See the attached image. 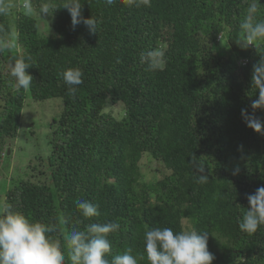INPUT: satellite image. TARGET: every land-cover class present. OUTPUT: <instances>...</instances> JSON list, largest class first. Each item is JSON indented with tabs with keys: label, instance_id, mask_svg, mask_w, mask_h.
Listing matches in <instances>:
<instances>
[{
	"label": "trees",
	"instance_id": "16d2710c",
	"mask_svg": "<svg viewBox=\"0 0 264 264\" xmlns=\"http://www.w3.org/2000/svg\"><path fill=\"white\" fill-rule=\"evenodd\" d=\"M45 2L57 8L52 16L39 15ZM22 3L0 16V38L12 19L19 33L10 53L0 55V153L8 145L14 152L11 141L29 126L22 121L27 99H57L50 106L59 113L49 125L46 157L29 161V168L44 166L37 169L42 178L10 177L0 200L55 225L49 235L60 242L66 264L65 232L109 221L120 224L108 237L109 261L131 248L144 255L138 264H149L147 230L194 227L209 233L212 264H264V226L252 234L239 228L247 197L264 186V128L253 131L241 116L245 109L264 122V89L253 82L264 39L250 41L240 25L252 4V22L264 20V0H81L96 33L83 23L73 28L63 0H33L31 16ZM42 18L49 35L41 34ZM17 54L29 58V89H18L11 76ZM75 67L83 83L71 94L62 73ZM146 153L169 172L142 181ZM199 169L207 183H199ZM80 200L98 205L100 215L83 217Z\"/></svg>",
	"mask_w": 264,
	"mask_h": 264
},
{
	"label": "clouds",
	"instance_id": "9594fccd",
	"mask_svg": "<svg viewBox=\"0 0 264 264\" xmlns=\"http://www.w3.org/2000/svg\"><path fill=\"white\" fill-rule=\"evenodd\" d=\"M150 4V0H143ZM112 5L115 0H105ZM25 16H31L34 12L33 0H23L21 5ZM68 10L71 17V25L75 28L83 23L90 32L96 33L97 21L91 16H82L81 0H63L62 7ZM56 7L51 2L43 3L39 8V15L47 17L53 15ZM257 6L252 4L249 8L250 15L240 25L248 39H264V20L253 23L252 14L256 13ZM11 14V6L0 0V16ZM0 31H4L0 29ZM19 33L13 27L0 38V55L10 53L16 46ZM150 55H160L159 52ZM26 57H11V76L15 78L18 89H29L33 77L26 69L30 68ZM155 67V66H153ZM83 73L80 68H68L62 73L64 83L69 86V92L75 94V86L83 83ZM253 82L264 89V58H261L253 66ZM259 102L253 104V108L259 107ZM241 116L247 127L260 133L264 128V122L254 115L241 110ZM199 183L208 182V177L203 169H199ZM236 168L233 174H237ZM218 195V194H216ZM215 198V196H214ZM249 208L244 212L239 228L241 231L252 234L261 226H264V186L256 189L254 194L247 197ZM77 208L85 218H93L100 215L98 205L87 200L76 202ZM60 224H66L61 217ZM120 224L115 221L105 223H91L83 230L72 229L66 231L64 239L67 241V259L71 264H138L144 255H133L131 248L122 254L114 256L109 261L106 256L111 251L112 244L109 235L119 230ZM55 225L29 219L25 214L15 210L6 200H0V264H66L65 252L61 249L59 241H53L50 233L56 231ZM207 232L198 231L194 227L191 230L174 232L170 227H156L144 233V254L149 264H212L214 255L208 250Z\"/></svg>",
	"mask_w": 264,
	"mask_h": 264
},
{
	"label": "rangeland",
	"instance_id": "374dc122",
	"mask_svg": "<svg viewBox=\"0 0 264 264\" xmlns=\"http://www.w3.org/2000/svg\"><path fill=\"white\" fill-rule=\"evenodd\" d=\"M21 1L22 0H5L13 10L19 7ZM20 10L23 12L22 8ZM42 20L43 21H39L41 34H51L52 28L48 21L43 18ZM11 26L12 28L15 27L13 19L11 20ZM221 39L222 35L219 34L217 41H221ZM15 51L16 50H13V52ZM18 56L19 55L17 54V57ZM56 102H58L57 99L45 102H33L31 99L26 100L22 121L28 123L29 126L22 125L19 131V136L11 141L14 152L11 153L8 145L5 151L3 150L0 153V189L5 187V185H10V177L15 179H20L25 176H34V179L42 178V176L38 174L37 169H42L44 166L40 164L35 170L29 168V161L33 160L34 162L32 164L36 165L37 159L35 156L40 154L41 157H46L49 151V125L55 115L59 113L57 112L59 106L56 105L55 107L54 105L53 108L50 104ZM6 153L9 155L5 157ZM140 169L142 172L141 180L147 182L159 179L163 174L169 172L163 164L154 161L151 156L147 155V153L140 161ZM12 180L14 181V179Z\"/></svg>",
	"mask_w": 264,
	"mask_h": 264
},
{
	"label": "water",
	"instance_id": "95a60500",
	"mask_svg": "<svg viewBox=\"0 0 264 264\" xmlns=\"http://www.w3.org/2000/svg\"><path fill=\"white\" fill-rule=\"evenodd\" d=\"M248 53V50L246 49V50H242V51H240V54L241 55H246Z\"/></svg>",
	"mask_w": 264,
	"mask_h": 264
},
{
	"label": "built area",
	"instance_id": "2783aa9c",
	"mask_svg": "<svg viewBox=\"0 0 264 264\" xmlns=\"http://www.w3.org/2000/svg\"><path fill=\"white\" fill-rule=\"evenodd\" d=\"M246 62V60L245 61H242V63H245Z\"/></svg>",
	"mask_w": 264,
	"mask_h": 264
}]
</instances>
